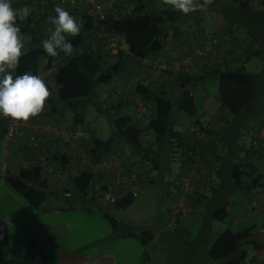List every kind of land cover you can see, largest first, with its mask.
I'll return each mask as SVG.
<instances>
[{"label":"trees","instance_id":"16d2710c","mask_svg":"<svg viewBox=\"0 0 264 264\" xmlns=\"http://www.w3.org/2000/svg\"><path fill=\"white\" fill-rule=\"evenodd\" d=\"M251 1L229 0V4L236 5L239 3L240 8L249 10L252 5ZM14 2L20 4L18 0ZM262 2L264 3V0ZM43 4L47 6L46 3ZM51 4L59 5L54 2ZM141 5L139 3L136 4L135 0H116L112 5H106V17L104 19L84 14L83 22L79 25L80 33L75 37H68L73 44V53L65 55L60 52L56 57H50L41 45V41L52 30L48 17L55 14L53 11L47 9L45 14L33 13L30 18L16 21L18 24L20 22L19 26L25 41L23 55L20 58L16 74L31 72L39 75L47 84L50 92L42 112L30 117L28 120L33 121L35 117L49 115L52 118L47 121L48 123L51 121V126L56 130L60 129L62 125L64 128L66 126V128L70 127L73 130L78 129L65 138L62 133H54L56 130L52 131L50 128L53 136L43 144L51 145L57 137L60 144L64 143L65 145H73V141L77 143L82 141L81 144L88 154L86 158H91L93 164L102 161L109 155L123 157L124 175L131 177L135 174L139 180L138 184L144 181V177L152 173L149 168L145 167V158H151L156 169L159 151L155 150L154 147L156 146L159 149L165 147L169 140L178 134L172 118V113L176 107L195 115L199 108L202 109L205 105L213 106L212 103H209L212 98L214 99V112L219 111L216 108L218 106L233 117H238L247 111V108L258 96L257 82L253 72L244 68H232V63L228 65V62L224 61L223 55L221 57L220 54L215 53L213 50L210 53V45L213 44L215 47L219 46L220 48L226 40V33L224 35L217 33L211 36L201 34V40L194 42L193 36L189 35V33L184 34L186 25L177 21L181 16L189 13L184 14L180 10L171 8V6L162 9L159 13H155L153 10ZM207 6L202 8V10L209 9ZM215 7L211 9H215ZM67 10L69 12L72 11L71 9ZM40 11L43 12L42 9ZM227 14L223 16L228 27H230L235 24L234 14L230 12ZM197 15L199 14L197 13ZM199 19H201V14ZM77 23L79 24L78 21ZM101 27H103L107 35H100L98 32L92 31L94 28L99 29ZM202 30L203 28L198 31L202 32ZM246 33L251 40L257 38L254 32ZM24 35H31V37L25 39ZM110 35L124 39V42L117 46L116 52H113L112 47H110ZM168 35H171L173 39L171 42L172 48H180L183 54L189 52L193 55L190 59L187 57L166 59L159 66L158 63L156 65V70L160 76L158 77V86L169 76H174V79L169 80L171 85H176L179 82L177 87L179 86L180 88L181 97L177 104L168 94V91H164L167 87L166 82L163 83V87L165 85V88L162 89L163 92L153 91L145 74L143 75L138 71V65H147L149 56L153 55L151 57L155 58L165 52ZM216 44L218 45L216 46ZM246 53L248 57L252 54L247 51ZM197 58L200 61L207 59L208 64L210 58H212L211 65L206 67L207 72L204 70L205 68L202 72L209 76L214 73L217 74V77L219 75L217 93L215 95L208 92L207 88L206 92L208 93L206 95H200L198 91L195 94L189 88L185 89L186 85H193L194 79L199 78L203 74L199 70L194 69L193 63ZM222 61L225 62V65L220 64ZM128 63L133 64L135 69L137 67V70L134 69V71L132 70V72L125 75L123 67ZM193 69L197 71L195 74H193ZM209 76L206 78L208 81L207 86L209 84ZM101 88H105L106 93L102 94ZM116 92L117 97H115ZM101 95L107 96L110 102L103 101ZM201 96L204 97V100L202 102L197 101L196 97L199 98ZM113 99L115 100L112 101ZM90 102L97 107L100 113L107 115L112 125V135L107 139L97 136L95 129H91L85 121L83 114L86 106L82 107L81 110L77 109L79 104L83 106ZM67 106L71 109H68ZM139 107H144L146 110H141ZM68 113L71 114L69 115ZM8 125L7 117L0 116V148L4 144L7 147L20 140L29 139L28 136L21 138L18 136L16 139L8 140ZM261 128L253 136L251 150L254 152L252 155L259 153L261 149L264 150V140L258 136ZM28 130L33 131V128L28 127ZM146 130H150L153 134L155 133L156 138H154L155 141L153 143H150L148 152H141L142 134ZM36 140H38V136ZM36 140L33 142L36 143ZM159 144L160 147L158 146ZM224 145L232 149L233 141L226 140ZM51 151V149H47L40 158L41 163L45 165V170L47 171L48 167L51 166H55V169L58 167L68 169L69 156L67 152H62L58 148L55 153ZM105 151L108 152L106 156ZM10 153L12 158L17 157V153ZM133 156H136L137 159ZM79 160L81 162L82 156L79 157ZM256 161L258 162L259 160L257 159ZM42 172H44V169L42 170L41 166H21L17 173L8 172L3 176L0 175V177L30 206L40 208L46 205L50 195L55 193V191H57L56 193L59 192L58 189L50 192L45 179H33L34 173L41 174ZM109 172L111 173L110 175L116 174L115 171ZM100 175V173L96 174L90 168L70 174L68 176L70 182L67 183L65 192L71 193V196L69 198L63 197L66 198V201L73 197L75 193L82 197H88L90 191L93 190L94 192L90 195V198L100 204V209H103L102 204L106 203L107 206L123 210L134 202L138 192H134L131 188L115 200L101 201L97 192L99 188L103 189L106 186L100 181ZM262 178H264V165L263 169L255 175L252 183L246 185L247 189L257 188ZM238 181V186H243L242 180L239 179ZM71 185L72 188H70ZM178 195L179 202H181L182 198L186 202L190 201L188 193L183 195V192L179 191ZM224 202L221 201V204L212 210L211 216L213 219L224 220L230 214L228 203ZM184 207H186V210L188 209L186 204ZM175 208L180 209L177 206ZM103 212L105 217L115 227L119 224V220L110 214L109 207L104 208ZM128 232L127 235L137 237L143 245L154 237V232L150 230H143L142 232L129 230ZM225 232L220 233L210 245L207 256L212 260L219 261L217 264H238L240 261L246 260V250L244 249L241 253L238 251L239 248H242L241 245L244 238L247 235L249 236V228L243 230L227 229ZM10 242L9 221L0 215V264H46V251L36 243L29 245L27 253L22 260L7 259L5 250L10 245Z\"/></svg>","mask_w":264,"mask_h":264},{"label":"rangeland","instance_id":"374dc122","mask_svg":"<svg viewBox=\"0 0 264 264\" xmlns=\"http://www.w3.org/2000/svg\"><path fill=\"white\" fill-rule=\"evenodd\" d=\"M51 1L56 3L54 0ZM115 1L107 0V4L112 5ZM262 1L252 0L250 9L246 10L240 8L239 3L236 5L229 4V0H212V3L208 5L210 7L216 6L215 9H210L211 11L197 9L195 13L189 12L188 15L180 17V23L186 25L184 31L186 35L189 32H198L202 28H212L214 21H216L215 13L217 11H220L222 15L229 12L233 13L236 30L233 39L238 45V50L237 60L232 64V68H244L255 74L258 87L257 98L247 108V111L226 123V128H222L223 139L233 141V148H225L224 153H222L223 158H219L221 161H227L226 158L233 159L235 153L234 161L238 163L244 162L248 153L252 156L254 152L251 150L253 136L264 125V3ZM197 13L201 14L202 19H199ZM250 31L256 34V39L251 40L245 36L247 35L246 32ZM112 51L116 52V50ZM213 51L219 54V46L215 47ZM246 51L252 53L251 56H246ZM211 62L212 58L209 60V63ZM217 84V74L214 73L209 76L207 91L215 95ZM101 90L103 91L102 94L106 93L105 88H101ZM115 97H117V92ZM101 98L103 101H108L107 103L110 102L107 96L101 95ZM212 104L214 107V103ZM78 106L77 109L80 110L86 106L83 116L90 128L98 130H96L97 136L107 139L112 135V125L105 113H100L92 102ZM216 108H218V112H222L221 108L218 106ZM68 109L71 108L68 107ZM36 125L35 132L40 128V124ZM45 127L50 129L48 126ZM154 138H156L155 133ZM178 140L177 138L174 139L172 152L168 150L169 145L160 149L154 147L155 150L159 151L156 169L151 158H145V167L152 171L151 177L154 179V183L151 186L141 182L135 186L138 195L134 204H130L123 210L110 208V214L120 221L116 227L105 217L102 210L86 209L87 205L92 203L90 195L93 194V190L90 191L88 197H82L75 193L69 199L72 202L71 207L69 206L59 212L49 208L48 200L44 207L30 206L0 177V215L9 221L11 233L10 245L5 250L7 259L22 260L29 245L36 243L46 251V264H217L219 261L210 259L207 256V251L218 235L227 229L243 230L246 228H249L250 232L249 236L244 238L243 246L247 249L250 258L256 252V242L264 243V235L260 233L261 227L264 226V213L259 211L260 208L254 207L257 210L253 208L254 204L257 203L253 190L249 191L242 186H234L230 182L226 183L222 178L218 179L217 185L208 179L206 183L200 184L199 188L197 187V192L205 193L204 199H197L200 201V205L194 206V209L201 210L200 213L190 217V219L181 218L179 223L165 224L167 223L168 211L186 209L185 204L188 209L193 208L190 201L186 202L182 198L179 202V195H176L181 186L180 183L176 184L175 179L178 178L179 171L182 169L180 162L187 155V150ZM81 142L73 141V143L78 144L77 147L79 148L83 147ZM61 145L65 146L64 143ZM2 150L3 146L0 148V163ZM63 150L66 149L62 148L61 151ZM107 154L108 152L105 151V156ZM207 155L211 156V154ZM73 157L75 158L76 155ZM74 161L71 160L70 164ZM114 162L115 164L121 162L124 166L123 157L116 156ZM73 165V169H67L68 175L75 174L84 167H93V162L88 165H82V163L76 165L74 163ZM185 167H189L188 163ZM54 168L55 166H53ZM47 172L50 171L47 170ZM53 172L55 171L53 170ZM165 172L170 173V194H167L168 187L163 180ZM222 173L228 176L224 165ZM117 175V173L113 174L111 180L106 183L116 184ZM64 177L70 182L68 176ZM215 179L217 178H212V180ZM136 180L139 182L137 177ZM121 183L124 182L119 184ZM213 185L219 189L217 193L211 190ZM66 186L67 184L59 186L57 188L58 193H56V189L54 190L55 194L61 195V201H58L60 205L69 203L63 197ZM133 186V183L126 182V187L133 189ZM183 195L186 194L183 193ZM239 198L240 200L237 201ZM221 201L228 203L230 214L224 220L213 219L211 212L221 204ZM78 203H85V208H83V204ZM263 203L264 201L258 202V207ZM94 204L100 207L99 203L95 202ZM176 206L180 209H176ZM234 207L239 219L234 218L236 214V211L232 209ZM128 229L136 232L150 230L155 234L150 240L151 242L145 247L137 237L124 234ZM247 259L246 261L251 264H260L257 260Z\"/></svg>","mask_w":264,"mask_h":264},{"label":"crops","instance_id":"0c3cea01","mask_svg":"<svg viewBox=\"0 0 264 264\" xmlns=\"http://www.w3.org/2000/svg\"><path fill=\"white\" fill-rule=\"evenodd\" d=\"M14 1L15 0H12V6L14 8L19 9L23 7L24 5H27L29 7L30 15L27 18H30L31 14L33 13L35 14L40 13V15L41 13L45 14L47 9L54 12V8L57 6V4L52 5L51 3L53 1L51 0H18L20 4H16ZM135 1H136V4L138 3L142 4L146 6L147 8L153 10L155 13H159L162 9L169 7L163 4V0H135ZM43 3H46L47 6H44ZM207 8L209 9H205V10L211 11L210 9L212 7L208 5ZM41 9L43 10V12L40 11ZM70 14L73 15L76 20L82 16V14L77 13L75 11H70ZM215 15H216V21H214L212 28H203L202 32L200 31L192 32V33L189 32V35L193 36L194 42H198L201 40L200 38L201 34L211 36L217 33H221L222 35L226 33L225 34L226 40L221 45L219 54L221 55V57L223 55L224 61L225 62L227 61L228 65H230L231 63L233 64L237 60L236 52L238 50V45L233 41L234 31L236 30H235L234 24L228 27L225 17L219 11H217ZM18 19L24 20L26 18H18ZM177 21H180V18ZM182 29H184V27H182ZM24 36L26 37L25 39H29L31 37V35H24ZM166 40L168 41V43L166 44L165 52L162 53V55H159V57L154 58V57H151L153 55L149 56L148 58L149 62L147 61V65L146 66L138 65V71L142 73L143 75L145 74L153 91H156L159 93L163 92L162 89L165 88V85L163 87V83L166 82L167 87L164 91H168V94L172 97L175 104H177L181 97L180 88L179 86L177 87L179 82L176 85L175 84L171 85L169 80L174 79V76L172 77L169 76V77H166L165 81L163 80L162 83H160V86H158L159 84L158 77L160 76L158 74V71L156 70L157 68L156 65L158 63V66H159L161 63L165 62L166 59L171 60V58L173 59V58H179V57L181 58L187 57L190 59L193 55L190 54L189 52H185L183 54L180 48L178 49H176V47L172 48L173 45L171 44V42L173 39L171 35H168ZM213 49H215V46L211 44L209 47L210 53H211V50ZM224 61H222L220 64L225 65ZM193 64H194L193 65L194 69H196L197 71L199 70L200 72H202L204 68H205L204 70L206 71L207 65H211V63L209 64L207 63V59L200 61L198 58L196 61H194ZM123 68H124L125 75L129 72H132V70L134 71L135 69L133 64H130V63L126 64ZM194 69L192 70L193 74L197 72V71H194ZM135 70H137V67ZM208 76L209 75L205 73L201 74L199 78L194 79V81L192 82L193 85L188 84L186 85L185 89L189 88L192 92H195V94L198 91L200 95H206L208 93L205 91L207 88V82H208L206 78H208ZM217 80H219V75L217 77ZM201 98L202 96L199 98L196 97V100L199 102H202V100L204 99H201ZM209 103H214V99L211 98ZM214 111H215V106L209 107L205 105L204 108L202 109L199 108L198 112L195 115L189 114L183 109H180L177 107L175 108V111L172 113V118L175 123V129L178 131V134H176L171 140H169V142L166 145H169L168 150L172 152L173 150L171 148L174 145V139L177 138L179 139L178 141L187 150L186 158L180 162L182 169L179 171L178 178L175 179L176 180L175 182L176 184L180 183V186H181L180 192L182 191L185 194L188 193V197L190 199V203L193 208H190L187 210L184 209L183 211L182 210L168 211L167 212V223H165L167 225H170L172 223H179L181 218L190 219V217L192 216L194 217V215L200 213L201 210L196 209V208L194 209V206L200 205V201L197 199H201V198L204 199L205 193L197 192V187L202 183H206L207 182L206 180L209 179L210 181H213V183L217 185L218 179L222 178L224 182L226 183L230 182L234 186H238L239 185L238 180L241 179L243 182L242 188H247L246 185L251 184L255 175H257L259 171L263 169V165H264L263 164L264 163V150L263 149H261L259 153H256L255 155H252V156H250L248 153L246 155L247 159L242 163H238L234 161L235 156H233V159H230V158L228 159L224 157L227 159V161L226 160L221 161L219 159V158H223L222 153H224L225 148H227L224 145L226 141L225 139H223L221 135V132L223 130L222 128L224 127L226 128V123L233 120L236 116L233 117L230 113L228 114L227 112L223 110L222 112H214ZM51 118L52 116L44 115L42 117H35V120H33V126L35 130L37 128L36 124H40L39 125L40 128H38L37 132L35 133L36 134L42 133V134H37L38 143H39L38 145H36L30 139L20 140L17 143H13L7 147L5 146V144L3 145L1 163H0V175L1 176H3L5 173H8V172L17 173L21 166L22 167L23 166L24 167L41 166L42 170L44 169V172H42L41 174L34 173L33 179L35 180L45 179L47 188L50 192H54V190L55 189L57 190L59 186H65V184L68 183V180L64 177V176L70 175V174L69 175L67 174L68 173L67 169L62 168V167L53 169V167L51 166V167H48V170L50 171L49 173L45 170V165L42 164L40 161L42 153L45 152L47 149L48 150L51 149L52 153H55L57 148L60 150L62 148L66 149V150H63L62 152H67V155L70 154L69 161H68V164H69L68 167L70 169H73L74 168L73 164L75 163L76 165L77 163H79L80 162L79 157L82 156V158H84L83 155L84 153L87 154V152H86V149H84L83 147L81 148L77 147L78 144L76 145L73 143V145L71 144L65 145V146L61 145L59 139H57L58 137L55 138V140L52 142L51 145L43 144L49 141L50 137L53 136L52 131L45 127V126H48L49 128H52L51 121L50 123H48L47 121V120H51ZM221 121H223V123H220ZM62 127L58 130H64L66 133H70V134L71 132L73 133L76 130H78V129L73 130L70 127L66 128V126L65 128L64 127L62 128ZM95 133H96V129H95ZM154 141H155L154 134L150 130L144 131V133L142 134L141 152L142 151L148 152L150 143H153ZM158 146L160 147V144ZM10 152L17 153V157L12 158V154ZM207 154H211V156ZM73 155H76V157L74 158ZM133 157L137 159L136 156H133ZM257 159L259 160L258 162L256 161ZM71 160H75V161L70 164ZM90 162H92L91 158L87 157L85 159V165L90 164ZM186 163H188V166H189L188 168L185 167ZM223 165H224V168H226L228 176H225L222 173ZM88 168L89 167L85 169H88ZM90 169L93 171L92 168ZM209 169H211V171H209ZM53 170L55 172H53ZM166 173L167 172L163 174L165 176L163 180L165 181L166 186L168 187L166 190L167 194H170V190H169V186L171 182L170 177H169L170 173H167V174ZM100 174H101L99 178L100 181L103 182V185H106V182L108 180H111V177L109 178V175L111 173L109 171H101ZM151 176H152V173L144 177L143 183H148L149 185L152 186L154 183L153 182L154 179ZM212 178H217V179L212 180ZM128 190L129 188L126 187V184L120 185L119 188L118 187L115 188V192L117 196L125 194L126 192H128ZM211 190H213L214 193H217L219 189L213 185ZM252 190L254 191L255 202L257 201V203L254 204L253 208L254 207L260 208L259 211H261V213H264V203L260 205V207H258L259 206L258 202L264 201V178L261 179L258 187ZM171 193H173L172 190H171ZM177 194H179V190L176 192V195ZM69 196H71V193L65 192V189H64V197L69 198ZM60 197H61L60 195H57L55 193L50 195L49 200H48L49 201L48 205H50L49 208L52 211L60 212L64 209H67L69 206L71 207L72 202H69V199H68V202H69L68 204L60 205V203L58 202V201H61ZM239 200L240 198L237 201ZM134 202L132 204H134ZM94 203H95L94 200H92V203L87 205L86 209L90 210V208H92L91 210L94 209V210L103 211V209L107 207H109V209L113 208L112 206H107L106 203H103L102 204L103 209H100ZM78 204H83V208H85V205H84L85 203H78ZM232 209L233 211H236L234 218L239 219L236 208L234 207ZM129 230L131 229H128V231ZM127 232L124 234L129 233ZM260 233H263L264 235V226L261 227ZM149 242L146 243L144 246L147 247ZM243 243L244 241L242 242V245H241L242 248H239V251H238L239 253H241L245 249L243 246ZM245 250L247 252V249ZM255 250L256 252L250 258L247 253V258L253 261L257 260L260 262V264H264V243L257 242V244H255ZM146 256L148 257V254Z\"/></svg>","mask_w":264,"mask_h":264},{"label":"clouds","instance_id":"9594fccd","mask_svg":"<svg viewBox=\"0 0 264 264\" xmlns=\"http://www.w3.org/2000/svg\"><path fill=\"white\" fill-rule=\"evenodd\" d=\"M210 3L212 0H163L164 5L184 14ZM54 13L48 17L52 30L41 41L42 48L50 57H56L60 52L72 54L73 44L68 37L77 36L80 26L67 9L57 5ZM29 15L27 5L17 9L12 6V0H0V116L24 121L42 112L50 95L47 84L39 75L31 72L16 74L25 47L16 21Z\"/></svg>","mask_w":264,"mask_h":264},{"label":"built area","instance_id":"2783aa9c","mask_svg":"<svg viewBox=\"0 0 264 264\" xmlns=\"http://www.w3.org/2000/svg\"><path fill=\"white\" fill-rule=\"evenodd\" d=\"M56 3H58L60 6L66 8V9H71L72 11H75L77 13L82 14L81 17L77 19L79 22V25L82 24L83 22V15H89L93 17H98L100 19H104L106 17V12H105V7L107 5V0H54ZM93 32H98L100 35H107V33L103 30V27L92 30ZM110 47H112V50H117V46H120L121 42H124V39L117 37L115 35H110ZM141 110H146L144 107H139ZM142 113V112H141ZM7 120L9 121L8 125V131H7V139L12 140L16 139L18 136L21 137H29L30 140L35 141L37 139V134L35 133V128L33 126V121L27 120H15L10 117H7ZM28 127L33 128V131L28 130ZM52 131H55L56 129L52 126ZM54 133H62V135L67 138V136H70L72 134L66 133L64 130H56ZM74 133V132H73ZM81 133V132H79ZM18 134V135H17ZM259 138L264 140V127L261 128L260 133L258 134ZM36 145H38V140H36ZM83 155V154H82ZM87 154L84 153L82 160L80 163L82 165H85V159H86ZM115 156L109 155L106 158H104L102 161H99L95 164H93L92 168L93 171L97 174L100 173L101 171H115L117 173V178H115L116 184H107L106 187L103 189L99 188V191L97 192L98 197L101 201H106V200H115L118 196L116 195L115 188L120 187V185H125L127 181L133 183V191L137 192L135 190V186L138 184V181L136 180V175H132L131 177L127 176L123 173V166L121 162H117L115 164ZM87 167H84L85 169ZM88 168V169H89ZM82 169V170H83ZM102 169V170H101ZM113 175V174H112ZM112 175H109V178H112ZM119 177V178H118ZM108 178V179H109ZM120 182H124L123 184H119ZM114 188V189H113ZM238 264H251L250 262H247L246 260L240 261ZM256 264V263H252Z\"/></svg>","mask_w":264,"mask_h":264}]
</instances>
